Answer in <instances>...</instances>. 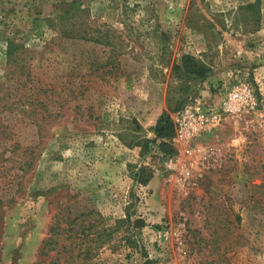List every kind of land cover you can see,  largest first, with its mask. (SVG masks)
I'll use <instances>...</instances> for the list:
<instances>
[{
	"label": "rangeland",
	"instance_id": "1",
	"mask_svg": "<svg viewBox=\"0 0 264 264\" xmlns=\"http://www.w3.org/2000/svg\"><path fill=\"white\" fill-rule=\"evenodd\" d=\"M0 264H264V0H0Z\"/></svg>",
	"mask_w": 264,
	"mask_h": 264
},
{
	"label": "built area",
	"instance_id": "2",
	"mask_svg": "<svg viewBox=\"0 0 264 264\" xmlns=\"http://www.w3.org/2000/svg\"><path fill=\"white\" fill-rule=\"evenodd\" d=\"M216 111L223 115H236L243 108V100L237 91L228 92L220 101ZM214 110V109H213ZM213 119L217 117V113L210 114ZM208 118L199 110V108L187 109L178 113L174 120L176 140L178 142L186 141V139L198 136L203 130L208 128ZM165 166L169 170H177L180 167V160L174 157L165 159Z\"/></svg>",
	"mask_w": 264,
	"mask_h": 264
},
{
	"label": "trees",
	"instance_id": "3",
	"mask_svg": "<svg viewBox=\"0 0 264 264\" xmlns=\"http://www.w3.org/2000/svg\"><path fill=\"white\" fill-rule=\"evenodd\" d=\"M183 67L187 74L192 75L196 77L197 79H204L207 71L198 66L196 63H194L191 59L184 56L183 58ZM154 134L156 138L158 139H168V141L173 136L172 126L171 122L166 116H161L158 121L156 122L154 128H153ZM150 177H147L145 180H142L140 182L146 184L149 181Z\"/></svg>",
	"mask_w": 264,
	"mask_h": 264
},
{
	"label": "crops",
	"instance_id": "4",
	"mask_svg": "<svg viewBox=\"0 0 264 264\" xmlns=\"http://www.w3.org/2000/svg\"><path fill=\"white\" fill-rule=\"evenodd\" d=\"M161 111L156 112L153 115H146L144 116V121L148 126H153L156 122L157 116L160 114Z\"/></svg>",
	"mask_w": 264,
	"mask_h": 264
}]
</instances>
